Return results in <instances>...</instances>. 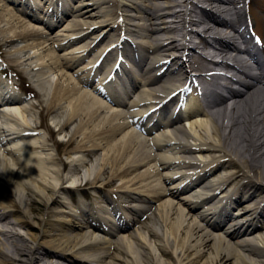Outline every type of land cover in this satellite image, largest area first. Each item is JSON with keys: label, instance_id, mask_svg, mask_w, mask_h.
<instances>
[{"label": "bare ground", "instance_id": "bare-ground-1", "mask_svg": "<svg viewBox=\"0 0 264 264\" xmlns=\"http://www.w3.org/2000/svg\"><path fill=\"white\" fill-rule=\"evenodd\" d=\"M0 1L19 6L10 7L20 12L17 17L9 12L0 15L7 24L17 25L22 15L44 21L29 0ZM47 1L46 15L53 21L68 16L65 27L70 37L63 44L52 41L54 47L63 48L80 34L78 41L91 34L90 41L74 47L78 55L72 57L42 50L46 39L10 53L18 61L22 58L25 71L42 79L40 87L50 85L48 77L59 72L61 82L44 107L61 108L66 102V122L76 120L70 141L80 139L65 152L66 170L47 132L31 124L36 116L33 103L12 94L0 79V264H43L46 256L76 264H152L149 242L160 257L173 253L178 264H264V233H252L257 221H264V190L250 202L248 220L236 221L230 212L242 193L259 188L255 182L264 189V60L259 59L252 71L236 54L237 38L253 55L264 53V31L259 47L248 33L250 23L241 0H195L189 9L182 8L187 0ZM36 31V26H23L5 42L29 38ZM108 35L111 40L103 44L100 62L86 75L73 78L63 71L71 68L72 58L85 59ZM126 42L125 56L134 66L122 71L129 87L119 97L100 84L89 89V73L115 61L120 44L126 48ZM214 56L219 59L212 60ZM215 67L235 70L237 77L223 76ZM173 77L191 83L195 79L201 93L184 92L180 97H169L168 89L160 93ZM117 85L123 87L122 82ZM176 103L178 110L172 107ZM59 118L54 115L52 120L62 127ZM182 120H188L186 126ZM106 147L104 157L84 166L86 151ZM79 166H84L80 179L95 173L91 180L95 182L106 174L107 184L119 179L117 190L156 199L165 196L157 204L159 225L133 231L102 228L81 199L74 202L65 191L79 179L74 174ZM140 166L145 168L128 179ZM165 180L169 187L162 184ZM31 198L44 206L38 215ZM201 204L204 210L197 208ZM146 207L140 208L150 209ZM171 214H176L174 221ZM227 220L228 226H222ZM207 248L213 253L200 262Z\"/></svg>", "mask_w": 264, "mask_h": 264}, {"label": "rangeland", "instance_id": "rangeland-1", "mask_svg": "<svg viewBox=\"0 0 264 264\" xmlns=\"http://www.w3.org/2000/svg\"><path fill=\"white\" fill-rule=\"evenodd\" d=\"M255 2V3H254ZM253 2V11L255 12V15H257V17L259 16L258 14L260 13V12H262V14H263V12H264V0H255ZM185 4H187L188 6L190 5L191 6V3L189 4V2H187V3H185ZM205 6H207V5H205ZM207 7H209V6H207ZM261 19H263L264 18V16H262V17H260ZM258 21V20H257ZM259 24L261 25V26H264V22L263 21H261L260 19H259ZM193 28H195L194 26H193ZM60 29V28H59ZM262 29H263V31H264V28L262 27L261 28V32H262ZM260 30V29H259ZM58 32H60V30H57ZM49 32H51V33H46V37H48V38H50L51 40H54V39H57V40H54V41H59L60 39V37H57V36H55V31L54 32H52V30L50 31L49 30ZM193 40H195V41H198L199 40V36L197 35V36H194L193 37ZM0 44H1V42H0ZM6 45H8V43L6 44H1V48H2V51H4V60H5V62L9 65V66H11L12 67V70H13V72H14V74H12V77H11V79H12V81L13 80H16V81H18L19 83H21L22 81H23V76H24V74H23V70L21 69V67L17 64V62L15 61V58L14 57H10L9 55H7L8 53H7V49H8V47L6 46ZM52 44H49L48 46H51ZM71 49L72 48H70L69 46L66 48V50L65 51H67V52H69V51H71ZM55 54H62L63 53V51L62 50H60V49H55V52H54ZM50 54H53V53H50ZM85 62H87V59L85 60V61H83V62H81V63H79V64H77L75 67H74V64H73V68H71L70 70H68V73L70 74V75H73L74 76V72L76 71V69L77 68H79L80 67V64L81 65H83V64H85ZM1 77H2V79H3V75H0ZM6 78L8 79V77L6 76ZM14 82V81H13ZM30 93L31 94H33V96H35V98H34V100H32L34 103L35 102H37L38 104H36L35 105V108L36 109H34V111H35V115H36V120L34 121V126H38L37 124H38V118H37V114H38V111H40V115H41V117H44V120H43V122L41 123V125L44 127V128H48L50 131H52V130H54V128H52V126H51V128L50 127H48V126H50L51 125V123H50V119H51V115H55L56 114V111L55 110H53V112L52 111H47V109H46V107H44V105H45V101L43 100V96H41L39 93H38V91L36 92L35 90H32V91H30ZM41 107H43V110H37V109H40ZM70 126H72V125H70ZM72 127H74V125L72 126ZM72 130V128L71 129H69L68 130V132L66 133V137H68L70 134H71V131ZM61 138V137H60ZM52 140H53V142H55L56 144H58L57 146H58V148L60 149L62 146H63V144H59L58 143V141L56 140V137L55 136H53V138H52ZM76 142H74L73 144H72V146L75 144ZM64 149V148H63ZM98 154H99V157H101V154L102 153H100V151L98 152ZM63 160V157L61 158V156H58V160ZM64 161V160H63ZM106 176V175H105ZM101 182H102V180H99L96 184H90V185H88V188H85L86 190H83L81 193H83L84 195H86V196H92L91 194L92 193H94V194H96V193H98L97 191L95 192V191H93V188H95V187H99L98 185H101ZM115 183H118L117 181L115 182ZM101 187V186H100ZM104 190H103V192H113V194H112V196L113 197H116L115 199H117V200H115L116 202L118 201V203L124 208V206H125V203H124V197H118V196H120L121 195V193L119 192V193H115L114 192V188L113 187H105V188H103ZM72 195H73V197L75 198V194H77V192L76 191H71L70 192ZM118 196H117V195ZM102 198H104L103 196H105L107 199H109L108 198V196L107 195H105V194H103V195H100ZM92 197H95V196H92ZM77 198V197H76ZM96 198V197H95ZM110 200V199H109ZM36 202V201H35ZM131 204H138V203H131ZM32 206H34V209L36 210V212H35V214L37 215V213L38 212H41V211H43L44 210V206L42 205V203L41 202H39V201H37L34 205H32ZM153 211L154 210H151V211H149V212H145V213H141V216H140V224L141 225H139V226H142V224H145V223H148V222H151L152 220H153V218H152V213H153ZM143 214H145V215H143ZM142 216H146V218H142Z\"/></svg>", "mask_w": 264, "mask_h": 264}]
</instances>
